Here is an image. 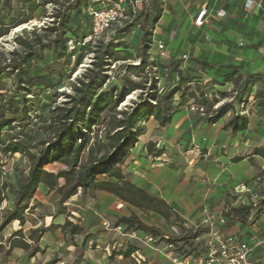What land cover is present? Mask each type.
<instances>
[{"label":"rangeland","instance_id":"obj_1","mask_svg":"<svg viewBox=\"0 0 264 264\" xmlns=\"http://www.w3.org/2000/svg\"><path fill=\"white\" fill-rule=\"evenodd\" d=\"M67 1L0 0V30L7 33L0 39V66L17 58L13 52L23 51L20 40H34L35 34L46 37L44 27L51 24ZM192 1L199 5L198 11L209 4V0ZM258 3L255 18H252L254 14L244 13L240 6L235 11L242 25V46H238L241 50L249 47L248 42H252L255 34L259 40L256 46L264 51V0ZM141 9L136 19L140 29L123 32L124 27L115 28L117 34L122 31L120 49L109 52L103 88L112 90L114 95H123L118 111L130 109L134 103L150 102L153 108L161 103L175 112L184 104V114L188 117L180 128L182 139L168 140L162 133L169 125L160 126L150 117L140 123L130 143L111 163L127 181L159 201L156 211L135 209L122 204L112 194L92 190L85 193L80 190L62 203L57 190L50 191L42 185L31 202L36 208L26 213L27 223L22 226L14 222L7 228L6 239L0 235V264H139L135 259L138 253L146 260L143 264H170L165 237L171 239L177 252L199 255L202 249L187 234L191 231L204 235L209 230L202 225L206 215L213 217V227L222 235H235L247 241L253 247V261L264 264V155L257 154L258 150L264 152V98H258L264 96V74L239 66L236 67L239 72L226 83V74L232 72L228 70L231 63L216 69L212 63L195 59L189 47L183 48L179 41H173L174 47H170L166 40L161 42L165 49H159L160 42L153 43L154 33L161 34L157 26L161 18L170 21L169 5L161 0H147ZM21 23L29 25L15 31ZM90 25L84 14L70 12L69 28L74 34L68 36L75 35L79 40L89 34ZM163 31L169 37V30ZM113 38L112 32L109 33L105 36L106 43ZM173 48L176 53L171 55ZM58 50L62 52L63 48L59 46ZM101 53L99 44L85 47L77 63V58L69 56L60 59L53 46H49L42 51L41 59L31 62L25 71L27 80L39 74L47 76L50 87L44 86L42 80L33 79L36 85H23L20 93L14 91L16 71L0 72L4 118L12 120L9 127L0 129V187L6 188L3 213L13 207L15 187L27 176L30 166L26 155L15 153L10 146L21 144L35 153L33 142L49 138L43 128L49 124L51 110L69 100L67 95L74 94V85L87 70H93L88 74L91 76L98 73L95 62ZM144 54L149 64H153L151 70L137 69ZM177 85L174 94L171 93ZM133 86L138 89L131 91ZM223 105L228 106L226 117L209 124L207 120ZM233 117L246 118V129L225 127ZM115 118L121 115H108L93 129L95 135L81 130L91 137L89 146L97 148V141L107 142L106 134H113ZM228 166L230 170L224 171ZM65 169L57 166L53 170L58 173ZM225 174H228L225 179L220 180L219 176ZM60 185H64L63 180ZM249 205L254 207L250 216L238 219L230 216L231 210ZM132 216L143 226L136 223L128 227L121 221ZM118 227L122 230H117ZM15 230L20 231L17 236ZM41 230L48 231L41 234ZM45 233L48 234L44 242L48 246L43 245V250L30 236L41 239ZM150 237L152 242L148 240ZM260 242L263 243L258 245ZM129 247L136 252L125 258L119 255Z\"/></svg>","mask_w":264,"mask_h":264},{"label":"trees","instance_id":"obj_2","mask_svg":"<svg viewBox=\"0 0 264 264\" xmlns=\"http://www.w3.org/2000/svg\"><path fill=\"white\" fill-rule=\"evenodd\" d=\"M89 2L90 0H68L63 5V9L57 11L51 24L44 27L43 31L48 33L46 37L35 34L34 40H20L23 51L13 52V55H16L17 58L5 66H0V72L5 69L16 71L17 85L14 91L15 93H20L23 85L34 84L33 79L42 80L44 81V86L50 87L47 76L39 74L31 80H27L28 73L25 71L26 66L31 62L41 59L42 51L45 48L53 46V52L60 59L69 56L70 58L73 57L74 60L77 58V63H79L81 52L84 51L85 47L99 44L102 50L101 56L97 58L98 62H95L98 73L91 76L88 74L93 70H87V74H84L77 84L74 85V94L67 95L69 100L51 110L49 124L43 128L44 133L49 138L38 142L32 141V149L35 150V153L27 151L21 144H12L10 146L9 149H13L15 153L25 154L30 166L27 176L23 178L18 187H15L13 207L6 210L5 213L2 211L4 210L3 204L6 201V188L0 187V235L14 222L18 221L22 226L27 223L26 213L36 208V206H31V202L36 198L42 185L50 191L57 190L62 195V203H66L77 195L80 190L83 193L92 190L112 194L122 204H128L135 209L156 211V205L159 201L146 190L127 181L118 168L111 167V163L130 143L140 123L153 117L159 122L160 126L165 127L172 123L176 111L167 110L161 103L158 104V108H153L150 102L148 104L143 102L134 103V106L130 109L117 110L122 103L123 95L118 93L114 95L112 90H104L103 83L106 75L103 73L105 66H107L109 52L111 50L118 52L120 49V46H118L120 43V32L132 29L134 25L126 26L110 40L109 44L106 43V40H99L96 42L89 41L83 45L92 33V20L87 13ZM70 12L84 14L91 22L89 34L84 35L79 40L76 39L75 35H72V37L68 36L69 33H73L71 28H69ZM24 25L29 24L21 23L14 30ZM5 35L7 33L0 30V39ZM70 42L74 43L73 49L70 47ZM59 46L63 48L62 52H59ZM151 65L153 64H149L147 54H144L137 69L145 70L148 68L151 70L153 68ZM228 70L232 72L226 74V83L230 82L231 75L239 72V69L234 66H229ZM177 87L178 85L172 89L171 93L174 94ZM136 89L138 88L133 86L131 91ZM22 97L25 98L26 96L22 94ZM258 98H264V96ZM183 106L184 104L179 107ZM4 107L0 101V129H5L12 124V120L5 121ZM228 111L227 105L221 106L216 114L207 120L208 123H218L226 117ZM112 113L121 115V118H115L112 122L113 134H106L107 142L101 143L97 141V148L89 146L91 137L81 130L84 129L90 135H95L93 129ZM24 114L25 117H28V110H25ZM225 127L243 131L246 129V118L233 117L227 122ZM78 137L81 138L78 140ZM17 139L15 138V140ZM85 148L88 150L87 153ZM257 154L264 155V152L258 150ZM57 166H62L66 169L55 173L53 169ZM104 177L114 180L104 179ZM61 180L64 181L63 186L60 185ZM253 209L254 207L251 205L241 206L231 210L233 215H229L236 216V219H238L241 216H250ZM121 221L128 227H132L136 223L142 225L134 216L123 218ZM47 231L41 230L40 233ZM19 232L15 235L17 236ZM187 235L193 240L200 236L199 233L194 234L191 231ZM30 237L36 243L40 240V236L36 238L32 234ZM26 247H29L28 244ZM135 252V248L129 247L127 250L120 252L119 255L125 258Z\"/></svg>","mask_w":264,"mask_h":264},{"label":"crops","instance_id":"obj_3","mask_svg":"<svg viewBox=\"0 0 264 264\" xmlns=\"http://www.w3.org/2000/svg\"><path fill=\"white\" fill-rule=\"evenodd\" d=\"M161 1L168 3L171 10V13L169 12L171 19L169 22L163 20L164 17L160 19L157 26L160 27L161 34H157L155 31L153 43L156 44V42L159 43L169 40V46L174 47V45H172L173 41H179L184 44L183 48L189 47L188 50L195 54V59L212 63L216 66V69H223V67L231 63L230 66L251 67V69L255 71L254 73L258 72L264 74V51L262 50L263 47L256 46L259 42L256 35L254 34V38L252 37V42H248V48L243 50L238 48V46H242V39L240 36V28L242 25L241 19L237 17L235 11L240 6L244 13L254 14L255 16L252 18H255L259 11L255 10L256 7L253 10H246L245 3L247 0H207L209 2L208 7L205 5L203 9L207 10L208 17L204 21L203 26H197L195 23L201 12V10L198 11L199 5H196L195 2H190V0ZM254 1L257 3L259 2V0ZM220 11H224L225 15L222 17L218 16V12ZM262 11H264V8ZM170 16L167 17L170 18ZM164 28L169 30V37L164 33ZM155 44L154 46L152 45V52L154 51ZM169 53L171 55L175 54V48L172 49V53ZM184 112L183 107L176 111L169 128L162 133L166 134L167 139L171 142H174V140L178 138L182 139L180 128L187 121L186 119L188 117L185 116ZM192 138H194L193 134ZM163 140L165 141L164 136L161 137L160 142ZM224 165L226 164L224 163ZM232 165L235 164L233 163L231 166ZM226 170L229 171L230 166L224 169V171ZM177 174L179 175L178 172ZM226 175L228 174L224 176L220 175L219 179H225ZM7 228L3 232L5 239L7 237L5 235ZM17 231L18 230H15L13 233ZM47 234L48 233H45L39 241V247L43 250L45 249L43 245L45 247L48 246V244L44 242L46 241L45 236H47Z\"/></svg>","mask_w":264,"mask_h":264},{"label":"built area","instance_id":"obj_4","mask_svg":"<svg viewBox=\"0 0 264 264\" xmlns=\"http://www.w3.org/2000/svg\"><path fill=\"white\" fill-rule=\"evenodd\" d=\"M147 0H90L87 13L92 20V33L85 40L83 45L89 41L106 40L105 36L112 32L113 36L117 34V27H126L133 24L134 28L140 29L137 18L141 14V7ZM260 6L254 0H247L245 3L246 10H253ZM225 15L224 11H220L218 16ZM208 17L207 10L203 9L196 19L197 26H203L204 21ZM80 45V44H78ZM71 49L74 43L70 42ZM159 49H165L163 43H159ZM120 206H123L122 204ZM224 223V220H221ZM209 230L202 236L197 237L194 241L202 252L199 255L179 253L169 237H165L167 245L165 246L166 257L170 264H257L252 259L253 247L244 239L235 235L224 236L220 230L213 227V217L206 215L202 221ZM213 227V228H212ZM117 230H122L118 227ZM135 234V233H134ZM150 242L153 238L148 239ZM157 243V240H156ZM263 242L258 243L261 245ZM135 257L139 264L145 263V258L137 254Z\"/></svg>","mask_w":264,"mask_h":264},{"label":"bare ground","instance_id":"obj_5","mask_svg":"<svg viewBox=\"0 0 264 264\" xmlns=\"http://www.w3.org/2000/svg\"><path fill=\"white\" fill-rule=\"evenodd\" d=\"M28 25H24V26H22V27H20V28H17L15 31H18V30H20V29H22V28H26Z\"/></svg>","mask_w":264,"mask_h":264}]
</instances>
